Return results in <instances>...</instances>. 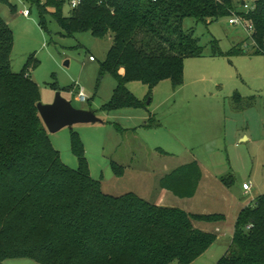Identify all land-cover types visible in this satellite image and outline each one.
Segmentation results:
<instances>
[{"label":"trees","instance_id":"trees-1","mask_svg":"<svg viewBox=\"0 0 264 264\" xmlns=\"http://www.w3.org/2000/svg\"><path fill=\"white\" fill-rule=\"evenodd\" d=\"M26 1L37 6L44 29L50 13L68 37L82 32L112 37L99 72L116 81L111 100L103 105L107 113L143 108L129 83H143L151 92L162 81L173 88L184 84L185 61L205 56L194 30L183 25L188 18L208 25L239 14L255 27L256 45L251 53L235 46L231 55H264V0H255L249 14L234 0H82L69 16L63 13L66 0ZM0 4L11 6V0ZM13 45L14 34L0 15V264L22 258L37 264H194L217 239L195 222L217 223L225 216L158 207L132 192L103 193L75 134L78 170L65 166L38 112L41 94L30 76L38 61L32 56L14 74ZM257 100L237 91L229 99L236 112L251 109ZM149 120L147 126L155 121ZM112 168L124 173L115 162ZM201 178V167L193 161L163 176L160 187L192 198ZM221 181L233 184L231 175ZM234 227L232 244L217 264H264V194L241 210Z\"/></svg>","mask_w":264,"mask_h":264},{"label":"rangeland","instance_id":"rangeland-1","mask_svg":"<svg viewBox=\"0 0 264 264\" xmlns=\"http://www.w3.org/2000/svg\"><path fill=\"white\" fill-rule=\"evenodd\" d=\"M241 1L234 0L237 6ZM238 8L242 10L240 5ZM25 10L30 17L22 14ZM71 10L66 0L64 15L69 16ZM0 15L14 34L12 72L23 71L32 56L38 61L30 76L39 87L40 103H53L61 91L76 109L91 110L103 121L48 132L62 162L73 170H78L79 162L72 152L71 137L78 136L90 175L102 185L103 193L120 196L132 192L158 205L161 178L192 161H198L216 181L232 176L233 188L228 192L213 189L211 197H207L204 186L192 200L172 196L178 200L177 205L188 206L192 215L214 211L226 216L214 224L223 228L216 234L219 239L194 261L217 264L232 244L236 208L249 199L243 195V183L256 184V191L264 194V98L259 99L264 97V55H231L239 45L248 53L253 50L246 28L229 24L231 17L208 25L188 18L183 25L194 30L205 47V57L186 62L183 86L173 88L167 80L151 92L143 83H129L127 88L144 103L143 108L107 113L103 105L111 100L116 81L110 75L101 77L99 72L113 44L111 36L98 39L82 32L68 37L50 13L45 17L44 29L37 6L26 0H11V6L0 4ZM216 49L219 55L213 56ZM81 90L86 102L78 99ZM236 91L244 98L257 97L258 103L245 112H236L227 99ZM151 117L155 121L147 126ZM211 127L213 134H208ZM113 162L124 168L122 175L112 168ZM209 225L213 226L195 222L199 229ZM5 264L37 263L22 258L9 259Z\"/></svg>","mask_w":264,"mask_h":264},{"label":"crops","instance_id":"crops-1","mask_svg":"<svg viewBox=\"0 0 264 264\" xmlns=\"http://www.w3.org/2000/svg\"><path fill=\"white\" fill-rule=\"evenodd\" d=\"M205 57V56H204ZM199 59H201V58H199ZM188 60H186L185 61V63H184V67L186 68V62H187ZM193 63H189V66H191ZM195 64V63H194ZM196 65V64H195ZM188 66V67H189ZM183 86V85H182ZM181 86V87H182ZM233 95V94H232ZM231 97V96H230ZM230 97H228L227 99H230ZM243 97V96H242ZM252 97H254V96H252ZM251 97V98H252ZM264 97L263 96H261L259 99H263ZM254 107V106H253ZM252 109V108H251ZM245 111H247V110H245ZM245 111H242V112H245ZM241 112V113H242ZM213 128L211 127V131L210 132H208V134H211V132H212V134H213V130H212ZM250 138V137H249ZM193 162V161H192ZM197 163H198V161H196ZM199 164V163H198ZM199 166L201 167V170H202V178H201V182H200V184L198 185V187H197V189H196V191H195V193H194V195L192 196V198H181V197H179V198H181V199H188V200H192V199H194L195 198V196L198 194V192L200 191V189L201 190H203V187L204 186H206V188H205V191H204V196H207L208 197V195L211 197V195H212V190L214 189L215 191H217V192H222V193H224V192H228V190L229 189H232V188H230L229 186H227V185H225L224 183H222V181H221V179H219V181H216V180H214V178H212L211 176H210V173L207 171H205V169H204V167L203 166H201L200 164H199ZM234 183V182H233ZM244 184H250L251 185V189H250V191H245L244 190V188H242V191H243V195L244 196H249V199L248 200H244L242 203H240L239 204V208H236V220H237V218H238V215L240 214V212H241V210L242 209H244V208H246V207H248V206H251V205H253L254 203H255V200L258 198V197H260V196H262L258 191H256V184L255 185H253V184H251V183H248V182H245V183H243V186H244ZM172 196H174L170 191H168V190H166V189H163L162 187H161V192H159V195L156 197L157 198V203H158V205H156V206H158V207H161V206H163V207H169V208H175V207H177V208H179V209H181V210H183V211H185L186 213H189V211H188V209H186V208H188V206L187 207H181L180 205H177L178 204V200L176 201V199L175 198H173ZM174 197H176V196H174ZM178 197V196H177ZM175 205V206H171V205ZM177 205V206H176ZM176 208V209H177ZM189 214H191V213H189ZM199 214H201V215H209V214H220V213H217V212H212V211H208V212H200ZM225 219H226V216H225ZM236 220H235V223H236ZM208 224V223H207ZM209 224H212L213 226H208L207 228H200L201 230H203L204 232H207V233H209V232H211V233H215V234H217V232H219V230L220 229H223L222 227H221V225L220 226H215L214 224L215 223H209ZM217 239H219V236H217ZM230 247V246H229ZM229 249V248H228ZM228 251V250H227ZM226 254V253H225ZM225 256V255H224Z\"/></svg>","mask_w":264,"mask_h":264},{"label":"water","instance_id":"water-1","mask_svg":"<svg viewBox=\"0 0 264 264\" xmlns=\"http://www.w3.org/2000/svg\"><path fill=\"white\" fill-rule=\"evenodd\" d=\"M243 5L244 2H242ZM37 107L41 120L49 133H57L74 125L103 124V121L91 110H78L72 106L70 101L62 97L61 91L57 92L53 103L49 105L38 103Z\"/></svg>","mask_w":264,"mask_h":264},{"label":"built area","instance_id":"built-area-1","mask_svg":"<svg viewBox=\"0 0 264 264\" xmlns=\"http://www.w3.org/2000/svg\"><path fill=\"white\" fill-rule=\"evenodd\" d=\"M81 2H82V0H69L70 8L72 10L78 8V6L81 4ZM242 2H244L243 6H242ZM254 3H255V0H243V1H241V8L243 9L242 11L245 14H249L250 11L254 10ZM22 14H24V16H26V17H30L31 16L30 12L27 11V10L23 11ZM229 24H231L232 26L243 25L246 28L247 32H248V37L251 39L252 44L256 45V42L253 39V33H254V30H255V27L253 26V24H249L242 16H240L239 14H236V13H234L231 16V18L229 20ZM90 59H91L92 62H95V60H96L93 57H90ZM78 99L81 102H86L87 101L86 94H85V92L83 90L80 91ZM243 188H244L245 191H250L251 185L250 184H244Z\"/></svg>","mask_w":264,"mask_h":264}]
</instances>
